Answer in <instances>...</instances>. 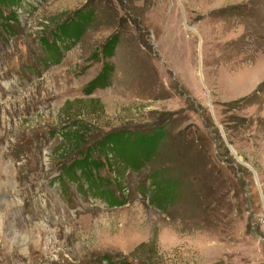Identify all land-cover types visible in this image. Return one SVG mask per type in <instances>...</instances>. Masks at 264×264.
<instances>
[{
	"label": "rangeland",
	"instance_id": "obj_1",
	"mask_svg": "<svg viewBox=\"0 0 264 264\" xmlns=\"http://www.w3.org/2000/svg\"><path fill=\"white\" fill-rule=\"evenodd\" d=\"M12 5L0 7V264H264V0ZM83 10L50 59L55 24ZM76 123L83 152L140 134L69 177L78 153L62 135Z\"/></svg>",
	"mask_w": 264,
	"mask_h": 264
},
{
	"label": "trees",
	"instance_id": "obj_2",
	"mask_svg": "<svg viewBox=\"0 0 264 264\" xmlns=\"http://www.w3.org/2000/svg\"><path fill=\"white\" fill-rule=\"evenodd\" d=\"M24 1L25 0H0V7H3L5 5L7 6L10 3L13 4L12 6L14 5L16 6ZM90 14H91L90 10H83L82 12H77V14H75L73 18L65 20L64 22L59 21L55 24L56 30H54L53 34L51 35L52 36L51 43L49 45H46L45 43L43 44V48L44 49L47 48L49 51L48 57L50 56L49 57L50 59L51 57L52 60H56L58 58L59 53L55 51V47L56 45H58V43L64 45L66 42L75 41V39H77V37L79 36L78 35L79 32L82 30V27L86 25L90 20L91 18ZM9 15L12 16V13L10 12L8 16ZM5 18H7V16L4 17V19ZM114 46H115L114 41H112L110 44H106L105 46L103 45V47L101 48V52L105 58H109L112 55V50ZM102 71L103 72L100 75L101 77L97 78L95 81V82H99L100 87L103 86V82L105 81L103 75H105L106 69H103ZM84 127L85 125H82V123H76L71 127H67L63 133L64 135H62L63 136L62 140L66 143V147H65V149L67 150L66 153L70 154L73 151L78 153V159L73 160L64 169V173L69 177H73L74 174L81 173L83 177L88 178V175L86 174H89L91 172V171L89 172V169H92V171H94L92 166H94V164H97V161H91L89 159L92 153L96 152L97 154L102 155L104 152L107 151V149H109L108 151L111 152L113 148L123 147L127 135H130L131 133H138L136 131L135 132L122 131V132H113L107 135H103L100 139H98L93 143V146L88 147L85 150V152H83L82 150H79V148L83 147L87 134V129ZM153 131L141 135H148L151 134ZM123 137H125V140L123 139ZM138 146L142 147V144H139ZM90 191L97 192V190L95 189ZM120 264H129V263H120Z\"/></svg>",
	"mask_w": 264,
	"mask_h": 264
}]
</instances>
